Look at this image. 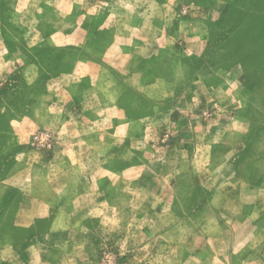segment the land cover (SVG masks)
I'll use <instances>...</instances> for the list:
<instances>
[{
	"label": "rangeland",
	"instance_id": "1",
	"mask_svg": "<svg viewBox=\"0 0 264 264\" xmlns=\"http://www.w3.org/2000/svg\"><path fill=\"white\" fill-rule=\"evenodd\" d=\"M219 262L264 264V0H0V264Z\"/></svg>",
	"mask_w": 264,
	"mask_h": 264
},
{
	"label": "crops",
	"instance_id": "2",
	"mask_svg": "<svg viewBox=\"0 0 264 264\" xmlns=\"http://www.w3.org/2000/svg\"><path fill=\"white\" fill-rule=\"evenodd\" d=\"M221 234H225V231L224 232H222ZM226 245L228 246V243H226ZM233 243L231 242V248L233 247ZM221 263H223V262H219V264H221ZM224 263H226V262H224Z\"/></svg>",
	"mask_w": 264,
	"mask_h": 264
},
{
	"label": "built area",
	"instance_id": "3",
	"mask_svg": "<svg viewBox=\"0 0 264 264\" xmlns=\"http://www.w3.org/2000/svg\"><path fill=\"white\" fill-rule=\"evenodd\" d=\"M36 138H38V139L40 138V140H42L40 136H37Z\"/></svg>",
	"mask_w": 264,
	"mask_h": 264
},
{
	"label": "clouds",
	"instance_id": "4",
	"mask_svg": "<svg viewBox=\"0 0 264 264\" xmlns=\"http://www.w3.org/2000/svg\"><path fill=\"white\" fill-rule=\"evenodd\" d=\"M31 83V82H30Z\"/></svg>",
	"mask_w": 264,
	"mask_h": 264
}]
</instances>
